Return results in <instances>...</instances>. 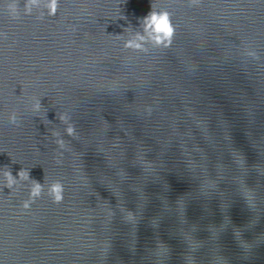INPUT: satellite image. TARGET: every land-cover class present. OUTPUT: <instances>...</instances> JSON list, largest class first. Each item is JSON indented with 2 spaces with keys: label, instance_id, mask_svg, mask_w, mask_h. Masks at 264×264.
I'll use <instances>...</instances> for the list:
<instances>
[{
  "label": "water",
  "instance_id": "water-1",
  "mask_svg": "<svg viewBox=\"0 0 264 264\" xmlns=\"http://www.w3.org/2000/svg\"><path fill=\"white\" fill-rule=\"evenodd\" d=\"M50 5L0 0V264H264V0Z\"/></svg>",
  "mask_w": 264,
  "mask_h": 264
},
{
  "label": "clouds",
  "instance_id": "clouds-1",
  "mask_svg": "<svg viewBox=\"0 0 264 264\" xmlns=\"http://www.w3.org/2000/svg\"><path fill=\"white\" fill-rule=\"evenodd\" d=\"M57 0H51V7H56ZM202 3V0H189L190 6H198ZM14 5L12 8L14 9ZM12 19H19L18 15L15 13L12 15ZM145 20L149 22V25L152 27V30L157 33L155 36V42L157 44H164L165 47L171 46L172 39L175 36V27L171 23L170 15L168 13H155L152 12L149 14V16L145 17ZM167 41V43H164ZM136 48H139L140 45H135ZM36 110L38 111L40 108L39 103L35 105ZM150 111V109H149ZM61 119H66L65 117H61ZM66 132L69 136H72L74 134V128L68 127L66 129ZM58 144H60L61 147H63V141L58 140ZM5 175L8 178V183L5 184L3 187H7L9 189H12L13 185L15 184V177H13L11 171H7ZM17 176L19 178H28L27 172L23 169H21ZM0 190H3V188H0ZM42 185L39 183L33 184V188L31 190L29 199L27 201H24L21 205V207L25 210L29 209L31 204L35 202L37 198L41 195ZM50 195L52 197L53 202L60 203L64 199V186L61 182H57L56 184L51 186Z\"/></svg>",
  "mask_w": 264,
  "mask_h": 264
}]
</instances>
